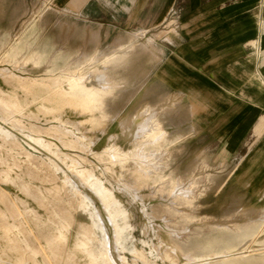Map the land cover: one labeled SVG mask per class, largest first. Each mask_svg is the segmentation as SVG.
Returning <instances> with one entry per match:
<instances>
[{"label": "rangeland", "instance_id": "obj_1", "mask_svg": "<svg viewBox=\"0 0 264 264\" xmlns=\"http://www.w3.org/2000/svg\"><path fill=\"white\" fill-rule=\"evenodd\" d=\"M49 7L27 8L0 34L1 114L25 134L33 128L35 136L50 138L45 141L52 150L69 158L57 161L61 169L67 171L71 159L112 193L114 209L123 213L116 221L125 224L120 243L112 244L115 262L144 264L141 255L150 264H186L184 257L166 258L165 251L173 248L203 264H264V118L244 137L259 111L243 113L218 134L193 131L179 95L145 87L144 68L158 58L154 42L165 34L162 27L103 46L98 33L75 27L61 25L46 34L45 22L53 18ZM126 45L135 49L126 54ZM107 71L120 82L117 89L72 78ZM170 95L178 97L173 107L153 108L164 133L157 124L144 135L128 137L125 123L133 107L154 106L157 98ZM8 108L15 113L8 116ZM25 149L35 158L0 136V214L8 225L0 223V264H93L88 253L96 254L99 245L93 238L84 240L92 231L89 212L78 210V199L65 190L46 151ZM110 150L124 160L112 161ZM139 150L154 160L143 165L135 157ZM179 183L194 193L177 194ZM93 207L105 215L94 197L88 210ZM94 236L99 239L100 233Z\"/></svg>", "mask_w": 264, "mask_h": 264}, {"label": "crops", "instance_id": "obj_2", "mask_svg": "<svg viewBox=\"0 0 264 264\" xmlns=\"http://www.w3.org/2000/svg\"><path fill=\"white\" fill-rule=\"evenodd\" d=\"M260 2L0 0V34L27 8L44 3L50 5L53 17L45 22L46 34L61 25L75 27L98 33L103 46L162 27L165 34L154 42L158 58L144 68L146 90L179 95L181 105L188 111L193 108L192 113L186 111L190 129L209 134H218L243 113L258 110L245 137L264 118V85L258 79V73L264 78V1L262 6Z\"/></svg>", "mask_w": 264, "mask_h": 264}, {"label": "bare ground", "instance_id": "obj_3", "mask_svg": "<svg viewBox=\"0 0 264 264\" xmlns=\"http://www.w3.org/2000/svg\"><path fill=\"white\" fill-rule=\"evenodd\" d=\"M149 40L150 39H148L147 41H149ZM128 49H130V46L126 45V50H127V51H125L126 54H129L135 48H132L131 51H129ZM113 59L114 58L109 59L108 61H106V63L110 66L113 63ZM24 65H25V63H24ZM110 68H113V67H110ZM72 78L76 79L78 82H81V83L82 82H85V83L94 82L99 87H102V88L107 87L108 91L113 90V89H117L118 85L120 84V82L118 84L115 83V80H113L111 78L110 73H108V71L105 73L103 72V73L96 74L94 76V78H93V75L90 73L89 74H80L79 76L73 75ZM258 79L264 83V78L260 73H258ZM167 98H168V101H166ZM177 101H178V97H175L174 95H170V96L166 97L165 99L157 98L155 100L156 104L154 106L151 105L150 103H146L145 105L136 104L133 107V113L129 114L127 117L128 122L125 123V124H127V125H125V127L127 128L128 137L133 138V137H138L139 135H144V132H146L147 130L152 128L154 125L156 126L157 124L158 125L156 126V128H159L158 129L159 134H163L164 130L162 127V121H158L156 116H154V109L153 108L158 107V110L163 109V107H169L170 108V107H173V105ZM6 110H7L8 116H11L13 113H15V110L13 108H8ZM1 112L2 111L0 109V136L2 137L3 141H14L21 149L25 150L27 153H28V151L25 149V147L33 148V150L36 152H41V150L46 151V153H48L47 162L50 163V165L55 170V172L59 171L62 174L63 187L65 188V190L70 192L71 195L75 196L78 199V210L82 209V210H87L89 212L88 215L92 221V222L90 221L92 223V231H88L91 233V236L85 235L84 240L90 241L93 238L94 240L97 241V243L99 245L96 254L93 253L92 251H89L88 258L90 259V261H92L93 264H117L114 260V257L112 256V250H113V246L120 243L121 238H122V232L125 229V224H123V226L121 227V226H119V224L116 221V219L121 218L123 216V213H121L117 209H114L115 198L112 195V193L110 191H108L105 187H103L101 182L91 172H89L87 169L81 168L79 163H77L75 161L73 162V160L70 159V161H72V165L67 167V171L69 172L70 175H72V176L74 175L80 181L82 186H84V188L86 190H88L89 193H87L85 191V189L81 190L72 181L73 179L71 180V178H70L71 176L67 173V171H64L58 165V162L63 163V158H65V159H69V158L65 155H62V153L61 154L58 153V151H56V150H52L51 143H47L45 141V140H51L50 138H46L45 140H43L42 137L35 136V134H34L35 129H33V128L29 133L25 134L15 124L14 120L9 123V121L6 119V117L3 116V114H1ZM44 143H47L48 145L45 146ZM39 148L41 150H39ZM140 150L136 152L135 157L137 156L139 161L143 165H147V164L149 165L154 160L155 157L154 158L151 157L153 155H151L149 157L146 154H145L146 155L145 156L144 154L141 153L143 150L142 151H140ZM153 153H155V152H153ZM109 154L112 158V161H122V159L124 160V158H125V156L118 154L115 150H110ZM161 154H158V155H161ZM29 155L31 156V158H35L34 154H29ZM161 156H159V157L161 158ZM151 158L153 159L152 161H151ZM160 158L159 159L157 158V159L161 160ZM157 159L155 160L156 161L155 164L159 163L157 161ZM161 161H163V160H161ZM153 166L155 167V165H153ZM191 180H192V178H191ZM191 188H192V186H191ZM185 191H189V190L183 189L182 185H180V183H179L177 185L175 192H177V194L178 193L180 194V193H186ZM194 191L191 190L192 193H194ZM190 193H189V195H190ZM89 194H91V196ZM186 194L188 195V193H186ZM186 194H184V195H186ZM93 197L96 198L100 202L101 208H102L103 212L105 213V215L102 213V211L97 210L95 207H93L92 210H88V209H90L91 203L93 202ZM0 201H2V193L1 192H0ZM16 208H17V206L12 205L10 207V212H13V211L15 212ZM111 210H113V212H111ZM26 213H27V211H26ZM245 216H246V214H245ZM0 223H1L2 227H6V226L8 227L7 222H6V217L3 216L2 214H0ZM109 226H110V228H109ZM256 229H257V227H256ZM95 231H98L100 233L99 239H96V237L94 236ZM255 237H256V235H255ZM242 240H245V239H242ZM112 244H113V246H112ZM119 249H121V248H119ZM36 253L37 252L33 251L32 255H36ZM210 253L211 254L209 256L215 255L213 252H210ZM165 255H166V258L172 262H174V260L178 259L179 257H184L185 260L187 261L186 264H201V263L203 264V262L205 261V260H201L200 258H198L195 255H193V256L186 255L183 252L176 251L173 248L167 249L165 251ZM98 257L101 258V260H102L101 262H98V259H97ZM138 257L143 261L144 264H150V262L146 258H144L143 256L139 255ZM118 258L123 262L125 261V259L123 257H118Z\"/></svg>", "mask_w": 264, "mask_h": 264}]
</instances>
